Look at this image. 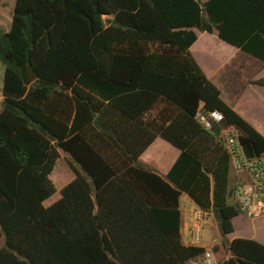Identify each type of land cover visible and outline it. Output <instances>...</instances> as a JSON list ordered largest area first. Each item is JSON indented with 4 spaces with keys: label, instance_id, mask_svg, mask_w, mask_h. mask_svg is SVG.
<instances>
[{
    "label": "trees",
    "instance_id": "obj_1",
    "mask_svg": "<svg viewBox=\"0 0 264 264\" xmlns=\"http://www.w3.org/2000/svg\"><path fill=\"white\" fill-rule=\"evenodd\" d=\"M198 32L264 62V0H16L0 24V264H189L205 248L183 241V195L213 211L219 264H264L263 243L228 238L231 159L197 110L222 112L250 158L264 135L193 56ZM159 137L179 150L166 174L141 160ZM61 151L80 169L46 206Z\"/></svg>",
    "mask_w": 264,
    "mask_h": 264
},
{
    "label": "rangeland",
    "instance_id": "obj_2",
    "mask_svg": "<svg viewBox=\"0 0 264 264\" xmlns=\"http://www.w3.org/2000/svg\"><path fill=\"white\" fill-rule=\"evenodd\" d=\"M15 3L16 0H1L0 24L4 31H8L11 27ZM198 34L200 40L197 43V46L194 47V52L193 50L192 52L200 65L204 66V62H206L207 59H213L215 60L214 67H218V64L221 61L232 58L233 64H229L228 67L230 68L233 66L232 70H235L234 74H237L236 77L239 76L237 79H243L246 75H249L248 73L252 72L250 70H245L246 68L240 67L242 65L241 61L245 57H248L247 54L239 52L236 47H233L222 41L216 34H210L207 32H198ZM215 39L219 41L221 40V44L219 46L215 45L216 48L212 49V44H210V42ZM198 50H202L206 53L204 59L200 57L199 53H197ZM4 69L5 66L0 61V87H3ZM212 70H214L213 67ZM261 73L262 74L260 77H264V70H262ZM255 88L260 89V91H264V89L257 87ZM238 107H241L239 109H243L250 115L251 119L246 118V116L244 117L250 121L256 127V129L264 134V112L262 110L257 111L259 105L256 100L252 99L249 101V103L240 104ZM155 141L156 144L150 146L143 153L141 159L150 167L163 172L166 169V165L170 162L172 155L177 151V148L160 137ZM71 165H74L80 169L79 165L71 158L68 153L61 151V156L59 157L55 169L51 174V179L57 187V192L44 202L46 206L58 200L61 196V188L75 177V173ZM240 214L243 215L242 213ZM209 222L210 223L203 230L202 243H205L208 247L215 245L216 249L222 250L224 258L226 254L230 252L228 246L223 241L220 242L221 233L218 229L216 221H214V219H210ZM236 225L237 227L234 235H240L243 237L248 236L256 231L255 226H258L257 231L259 233L264 234V214L261 218L254 221L246 219V217L239 216L236 218ZM215 241H217V243ZM3 242L4 240L1 238L0 246L3 245ZM216 255L218 257L220 253Z\"/></svg>",
    "mask_w": 264,
    "mask_h": 264
},
{
    "label": "built area",
    "instance_id": "obj_3",
    "mask_svg": "<svg viewBox=\"0 0 264 264\" xmlns=\"http://www.w3.org/2000/svg\"><path fill=\"white\" fill-rule=\"evenodd\" d=\"M5 99L3 87H0V105ZM197 121L206 129L218 133V138L226 148L231 159L234 183L231 188L230 202L239 207L240 213L251 220H257L264 214V156L250 158L246 155L240 139L239 130L233 125L224 124V115L218 110L209 111L203 103L197 113ZM244 174L247 180L244 181ZM212 210H205L194 204L185 213L188 223L186 242L188 245H202V233L210 219ZM217 243V241H215ZM215 246V245H214ZM202 256L192 259L189 264H219L214 247H204Z\"/></svg>",
    "mask_w": 264,
    "mask_h": 264
},
{
    "label": "crops",
    "instance_id": "obj_4",
    "mask_svg": "<svg viewBox=\"0 0 264 264\" xmlns=\"http://www.w3.org/2000/svg\"><path fill=\"white\" fill-rule=\"evenodd\" d=\"M198 39H199V34H198ZM198 39H197V41H198ZM192 50L193 49L191 47V52H192ZM238 51L242 52L239 49H238ZM193 52H192V54H193ZM193 56H194V54H193ZM200 57H201V55H200ZM202 58L204 59V57H202ZM214 61L215 60H213V59H207V61L204 62L205 63L204 66L200 65V64L199 65L202 67V69L207 74V76L216 85H218L220 87V89L222 91L223 99L227 103H229L240 115H242L243 117L246 116V118H249V119H251L250 115L248 113H246L243 109H239V108H241V107H238V106H240V104L249 103L250 100L255 99L256 102L259 105V107L257 108V111L262 110L264 112V91H260V89H256L255 88V87H257V88L264 89V87L254 83L255 80L264 78V77H260L261 74H262L261 73L262 70H264V62H261V61L255 59V58H253V57H251L249 55H248V57H245L241 61L242 65L240 67L246 68L245 70H250L252 72L248 73L249 75H246L245 78L239 80V79H237V78H239V76L236 77L237 74L236 73L234 74L235 70H232L233 66L230 67V68L228 67L229 64H231V65L233 64V59L232 58L221 61L218 64V67H214L215 66L214 65ZM216 62H218V61H216ZM212 67H213L214 70H212ZM262 98H263V100H262ZM261 134L264 135L263 133H261ZM154 144H156V141H154L150 146H152ZM178 155H179V150L177 149V151L172 155V157L170 159V162L166 165L165 171H163V172H160L158 170L157 171L159 173H161V174H166L168 172V170L170 169V167L175 162V160L177 159ZM144 163L147 164L146 162H144ZM243 178H244V181H246L247 180V175L244 174ZM233 183H234V175H233V172H232V169H231V178H230V186L231 187H232ZM181 201H182V227H181V232H182L183 241H184L185 244H187L185 238H186V235L188 233V223L186 222V219H185V213H186V210L189 208V206H192L195 203L187 195H183L182 198H181ZM239 216L246 217L245 215L239 214L236 218H238ZM236 218L234 219V225H235L234 232L228 236V238L230 240H232L233 238H236V237H243V236H240V235L239 236L238 235H234L235 232H236V227H237ZM211 219H214V221H216V224L218 226V222H217L215 216L212 217ZM246 219H249V218L246 217ZM252 221H254V220H252ZM209 223L210 222H208V224ZM255 228H256L255 232L251 233L248 236H244V237L256 239L257 241H259V242L264 244V234H261V233H259L257 231L258 226H255ZM221 241H222V236H221L220 242ZM200 246L208 248V246L205 243H202V245H200ZM212 247H214V249L216 251V254L220 253V255L218 256L219 257V262L223 261L224 259H228L231 256V252H229L223 258L222 250L216 249L215 246H212Z\"/></svg>",
    "mask_w": 264,
    "mask_h": 264
}]
</instances>
